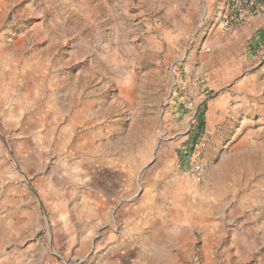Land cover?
Returning a JSON list of instances; mask_svg holds the SVG:
<instances>
[{"label": "rangeland", "instance_id": "374dc122", "mask_svg": "<svg viewBox=\"0 0 264 264\" xmlns=\"http://www.w3.org/2000/svg\"><path fill=\"white\" fill-rule=\"evenodd\" d=\"M227 2L0 0V264H264V108L204 117Z\"/></svg>", "mask_w": 264, "mask_h": 264}, {"label": "crops", "instance_id": "0c3cea01", "mask_svg": "<svg viewBox=\"0 0 264 264\" xmlns=\"http://www.w3.org/2000/svg\"><path fill=\"white\" fill-rule=\"evenodd\" d=\"M229 1V0H228ZM262 33L264 36V12L258 15L248 17L245 22L238 26L235 32L223 39L213 40L212 43V55L206 57L201 55L198 65L202 71H207L209 79L212 81L220 80L223 82L221 89L222 93L219 99L214 100L212 103H208V109L205 112V118L208 113L213 109L220 108V115L225 113L230 103L235 102L240 106H244L245 99H250V105L253 108L262 107L264 108V67L253 72H241L240 80L236 81L235 84L230 85L232 77L230 76V66L228 64L229 54L237 48L241 49V55L236 59V66L241 67L243 70L244 61L248 60L246 54L251 57V51L246 52V42L251 40L257 34ZM261 50L258 52L257 58H264V44L260 47ZM250 60V58H249ZM218 66L216 67L215 65ZM251 63V62H250ZM234 92H238L237 96H234ZM196 96L199 98V94L196 91ZM197 105V104H196ZM213 108L212 110L210 108ZM207 124V119H205ZM29 196V193H28Z\"/></svg>", "mask_w": 264, "mask_h": 264}, {"label": "built area", "instance_id": "2783aa9c", "mask_svg": "<svg viewBox=\"0 0 264 264\" xmlns=\"http://www.w3.org/2000/svg\"><path fill=\"white\" fill-rule=\"evenodd\" d=\"M264 12V0H229L218 13V25L221 34L224 36L233 33L248 17ZM264 44L262 33L257 34L250 40L253 48L261 47ZM201 173V167H196Z\"/></svg>", "mask_w": 264, "mask_h": 264}, {"label": "trees", "instance_id": "16d2710c", "mask_svg": "<svg viewBox=\"0 0 264 264\" xmlns=\"http://www.w3.org/2000/svg\"><path fill=\"white\" fill-rule=\"evenodd\" d=\"M202 124H203V123H202V122H200V124H199V129H200V128H202V126H203Z\"/></svg>", "mask_w": 264, "mask_h": 264}]
</instances>
